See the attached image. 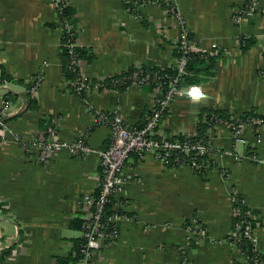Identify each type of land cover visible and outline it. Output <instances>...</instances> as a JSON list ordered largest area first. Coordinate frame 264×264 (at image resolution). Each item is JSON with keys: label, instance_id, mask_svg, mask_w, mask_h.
I'll list each match as a JSON object with an SVG mask.
<instances>
[{"label": "crops", "instance_id": "1", "mask_svg": "<svg viewBox=\"0 0 264 264\" xmlns=\"http://www.w3.org/2000/svg\"><path fill=\"white\" fill-rule=\"evenodd\" d=\"M185 27L202 51L215 55L163 116L165 135L197 134L211 111L239 116L264 114V0L255 13L235 22L247 0H175ZM77 44L85 50L80 70L93 83L125 74L131 67H175L180 21L165 4L150 0H68ZM63 25L56 0H0V106L9 102L0 128V256L6 264H58L75 255L82 238L80 199L94 193L99 155L55 151L42 162L24 149L52 118L62 139L87 133L93 149L111 141L97 111L119 108L129 125L141 126L160 89L136 82L127 88L99 87L82 99L69 86L62 55ZM243 37L244 39H241ZM210 65V66H209ZM38 73L43 81L31 90ZM135 79V77H134ZM248 144L235 143L225 125L206 126L212 145L209 167L166 165L153 153H132L120 233L95 255L96 264H250L237 242L233 197L249 208L257 248L264 252V127L247 126Z\"/></svg>", "mask_w": 264, "mask_h": 264}, {"label": "built area", "instance_id": "2", "mask_svg": "<svg viewBox=\"0 0 264 264\" xmlns=\"http://www.w3.org/2000/svg\"><path fill=\"white\" fill-rule=\"evenodd\" d=\"M66 2V0H56ZM68 1V0H67ZM150 0H131L134 6L145 4ZM165 4L171 13L180 21L181 30L178 39V46L181 49L180 58L175 65L177 73L175 75H160L157 72L146 73L138 77L134 75L139 85H150L159 83L160 95L157 97L155 105L148 113L141 126L129 125L119 108L112 112L97 111L96 118L98 124H107L111 131V141L109 145L101 149H93L87 143V133L79 135L73 141L62 139L57 125L56 118H52L47 126L40 129L38 134L31 141L24 140L20 135L16 138L21 141L25 150H33L42 162H47L55 151L67 149L74 156H81L89 152H97L101 166V173L94 193H87L80 199L83 208L81 231L83 242L79 251H75L76 260L70 264H96L95 255L104 244L115 242L120 233L119 222L123 217L121 211L124 199L119 198L125 191V184L131 174L127 171L126 163L129 156L135 153L144 156L153 153L166 165L190 164L195 170L202 172L209 167L208 155L212 151V145L197 136V134L187 135L179 138L165 135L159 130V126L165 112L170 105L181 95L183 90L181 81L186 73V66L192 56L204 53L197 45V41L190 31L185 27L183 15L177 8L175 0H155ZM260 0H247V2L237 7L233 12L235 22L240 23L243 17L252 15L259 9ZM64 27L70 31L69 20H64ZM77 44V37L73 35L69 39L68 48L71 57V64L77 70V77L72 82L77 93H89L94 88L106 87L104 83H93L83 76L80 70L81 59L77 57L74 47ZM43 73H38L33 81L31 90H36L43 81ZM86 99V98H85ZM84 100V99H83ZM9 109V102H4L0 106V128L4 129L6 122L4 115ZM208 127L219 125L227 126L232 134L235 145L241 142L248 144V139L244 134L247 126L264 127V117L251 115L246 118L224 119L218 116H207ZM255 161L264 162V158L256 153L252 154ZM234 200V197H233ZM244 202V199H242ZM240 209L237 208V213ZM237 235L234 239L238 241L247 238L253 243L252 254H244L250 264H264V252H261L255 243L252 222L245 218L237 223Z\"/></svg>", "mask_w": 264, "mask_h": 264}, {"label": "trees", "instance_id": "3", "mask_svg": "<svg viewBox=\"0 0 264 264\" xmlns=\"http://www.w3.org/2000/svg\"><path fill=\"white\" fill-rule=\"evenodd\" d=\"M129 5L131 7L134 8V5L132 2L129 3ZM57 9L61 18V22L63 25V35L61 38V46H62V55H63V59H64V64H65V69L68 73V81H69V86L70 88L77 93V91L75 90V88L72 85V82L75 81L76 77H77V70L78 69H74V66L71 64V57H70V53H69V48H68V43H69V39L70 37L73 35L74 37H77V28L74 24V22L71 20H69V15H71L73 13V7L70 5V3L66 0V2H62L59 1L57 4ZM67 19L69 20V23L71 24V29L70 31H67V29L64 27V20ZM191 35L193 36V34L191 33ZM241 39H244L243 37H241ZM178 52L177 55H181V49L178 46ZM74 51L77 55L78 58H80L81 60L84 58L85 55V50L83 49L82 46L80 45H76L74 47ZM215 55L213 54H209V53H202V55L197 54L192 56V58L188 61L187 66H186V73L183 75V79L181 81V83L183 81H192L193 79L191 78V74L194 71H203L205 69V66L207 65V61H211L214 59ZM210 66V65H209ZM152 72H157L160 75H164V74H169L171 75H175L177 73V70L174 67H168L166 69H162V68H158V67H153V68H148L145 66H141V67H131L125 74L119 75L117 77H112L109 79L105 80V85L106 87H112V88H116V89H120V88H127L131 83L133 82H137V80L139 79H134V75L137 73L138 77H141L142 75L146 74V73H152ZM192 72V73H191ZM5 78L4 73L0 75V83L3 81V79ZM153 86L155 85L156 87L158 86H163L162 84L160 85L159 83H153L150 85H146L143 84V86ZM82 99L86 98V93H77ZM166 113V112H165ZM218 116L220 118H224V119H235V118H246L248 116L251 115H259L261 117H264V114H260V113H256V112H245L240 114L239 116H235L234 114L228 113L226 111L223 110H218V111H211L208 116ZM206 125L205 124H201L199 125L198 128V132H197V136L206 140ZM175 137V136H174ZM179 138H184L185 136H178ZM173 166H177L180 164H174L171 163ZM182 164V163H181ZM205 171V170H204ZM204 171H202L204 173ZM243 197L239 196V195H235L234 196V200H233V212L235 215V222L238 223L240 222L242 219L245 218H249L248 212H249V208L247 207V205L245 203L242 202ZM237 208L240 209V212L237 213ZM81 222L82 219L79 220L78 222H75V225L79 228H81ZM252 222V221H251ZM83 242V237L80 239L79 242L76 243V247L75 250L79 251L80 245ZM238 246L239 249L241 250L242 253L247 254V255H251L252 254V249H253V243L247 239V238H243L241 240L238 241ZM12 252V248H7L3 251V253L0 256V264H6V258L7 255H9ZM76 260V256L75 255H71L68 259H61L59 260L58 264H70L71 262H74Z\"/></svg>", "mask_w": 264, "mask_h": 264}]
</instances>
